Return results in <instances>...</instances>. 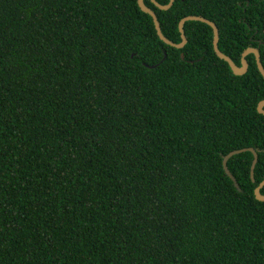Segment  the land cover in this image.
I'll return each instance as SVG.
<instances>
[{
    "label": "trees",
    "instance_id": "obj_1",
    "mask_svg": "<svg viewBox=\"0 0 264 264\" xmlns=\"http://www.w3.org/2000/svg\"><path fill=\"white\" fill-rule=\"evenodd\" d=\"M145 3L264 68V0ZM184 28L176 49L138 0H0V264H264V79Z\"/></svg>",
    "mask_w": 264,
    "mask_h": 264
},
{
    "label": "water",
    "instance_id": "obj_2",
    "mask_svg": "<svg viewBox=\"0 0 264 264\" xmlns=\"http://www.w3.org/2000/svg\"><path fill=\"white\" fill-rule=\"evenodd\" d=\"M151 1L156 7H158L161 10H165V11L169 10L174 5V2H175V0H170L169 4L162 5L159 2H157V0H151ZM138 4H139V6L143 12L148 13L149 15L152 16L158 36L167 45L172 46L176 49H183L188 42V39H187V36L185 33V28H184L186 22L199 21V22L205 23L213 29V34H214L213 47H214V50H215L217 56L229 64V66L231 67V69L235 75L242 76V75H245L247 73L248 68H249V63H248L246 58L248 55L253 54L256 57L257 70L259 71L260 75L264 79V68H263L262 63H261L262 61H261V55H260L259 49L253 48V47H249L248 49H246L244 51V53L242 54L241 66H238L228 55H226L225 53H223L220 50V48H219L220 33H219V29H218L217 25L213 21H211L205 17L196 16V15H191V16H187V17L183 18L179 24V30L181 33L182 42L181 43H174L165 37V35L162 32L161 24L159 22L157 14L151 8H149L146 5L145 0H138ZM166 56H167V54L165 52V58H166ZM181 57H182V59H184L185 55L182 53ZM144 65L149 67V68H155L156 67V66H149L146 64H144ZM256 110L259 114L264 115V100L260 101L257 104ZM247 151L251 152L253 155V160H252V163L250 166V177H251L252 182H254V167H255V164L257 162V152L253 148H243V149L232 151V152L228 153L226 156H224L223 160H222V166H223V169L225 171V174L233 181L234 186L238 190H240L239 186L227 168V160L235 154H238L241 152H247ZM263 187H264V180L258 186H256L254 189V197H256V199L258 201H261V202H264V195L261 192Z\"/></svg>",
    "mask_w": 264,
    "mask_h": 264
}]
</instances>
